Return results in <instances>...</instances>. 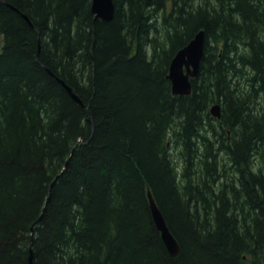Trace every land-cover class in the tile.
Returning a JSON list of instances; mask_svg holds the SVG:
<instances>
[{
	"label": "trees",
	"instance_id": "obj_1",
	"mask_svg": "<svg viewBox=\"0 0 264 264\" xmlns=\"http://www.w3.org/2000/svg\"><path fill=\"white\" fill-rule=\"evenodd\" d=\"M112 1L0 0V264H264V0Z\"/></svg>",
	"mask_w": 264,
	"mask_h": 264
},
{
	"label": "water",
	"instance_id": "obj_2",
	"mask_svg": "<svg viewBox=\"0 0 264 264\" xmlns=\"http://www.w3.org/2000/svg\"><path fill=\"white\" fill-rule=\"evenodd\" d=\"M90 11L94 15V19L108 22L113 18L115 7L112 0H91ZM22 16L26 18L24 15ZM204 43V32L200 30L185 46L176 51L170 60L167 78L173 95L183 96L190 94V80L196 78L199 74ZM60 83L65 87L71 98L81 104V101L71 89L61 80ZM209 111L213 117L219 118L220 108L218 104L212 105ZM147 198L151 219L159 232L160 239L167 253L171 257H176L179 253V243L167 227L163 215L149 191H147ZM29 261L31 262V255L29 256Z\"/></svg>",
	"mask_w": 264,
	"mask_h": 264
},
{
	"label": "bare ground",
	"instance_id": "obj_3",
	"mask_svg": "<svg viewBox=\"0 0 264 264\" xmlns=\"http://www.w3.org/2000/svg\"><path fill=\"white\" fill-rule=\"evenodd\" d=\"M237 65V64H236ZM172 155H173V153H172Z\"/></svg>",
	"mask_w": 264,
	"mask_h": 264
}]
</instances>
